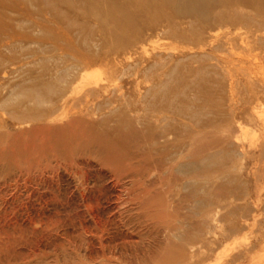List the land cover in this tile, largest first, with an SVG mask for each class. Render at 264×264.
<instances>
[{"label": "rangeland", "instance_id": "1", "mask_svg": "<svg viewBox=\"0 0 264 264\" xmlns=\"http://www.w3.org/2000/svg\"><path fill=\"white\" fill-rule=\"evenodd\" d=\"M109 2L0 0V264H264L263 1Z\"/></svg>", "mask_w": 264, "mask_h": 264}, {"label": "bare ground", "instance_id": "2", "mask_svg": "<svg viewBox=\"0 0 264 264\" xmlns=\"http://www.w3.org/2000/svg\"><path fill=\"white\" fill-rule=\"evenodd\" d=\"M107 1V3H108V5H109V8L111 9L110 11H117L116 10V8H118V6H117V4L116 5H112V3H110L109 1H111V0H106ZM187 1H191V2H194V0H187ZM249 0H239V3L242 5H244V4H247V3H249L248 2ZM263 1V3H264V0H262ZM263 8H264V6H263ZM264 10V9H263ZM80 61V60H79ZM64 94V93H63ZM38 98H39V96H38ZM41 101H44V100H41ZM44 103H46V102H44ZM161 128H163V127H161ZM148 131V130H147ZM154 131V130H153ZM165 131V130H164ZM156 132V131H155ZM149 133H152V132H149ZM163 133V132H162ZM156 134V133H155ZM158 135V134H157ZM163 135V134H162ZM148 136V135H147ZM150 137L152 136L153 137V134L152 135H149ZM159 136V135H158ZM157 136V137H158ZM169 136V135H168ZM141 137H142V135H141ZM166 137H167V133H166ZM143 138H144V136H143ZM154 138V137H153ZM156 138V137H155ZM165 138V137H164ZM145 139V138H144ZM157 139V138H156ZM151 140V139H150ZM151 141H153V140H151ZM154 141H158V140H155L154 139ZM153 141V142H154ZM167 141V140H166ZM162 143H163V141H162ZM158 149V148H157ZM160 149V148H159ZM157 152V151H156ZM163 163V162H162ZM154 165V164H153Z\"/></svg>", "mask_w": 264, "mask_h": 264}]
</instances>
